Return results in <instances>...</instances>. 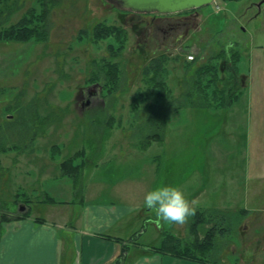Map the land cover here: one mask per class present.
Here are the masks:
<instances>
[{
    "label": "rangeland",
    "instance_id": "374dc122",
    "mask_svg": "<svg viewBox=\"0 0 264 264\" xmlns=\"http://www.w3.org/2000/svg\"><path fill=\"white\" fill-rule=\"evenodd\" d=\"M0 1V23H5L0 33L25 17H37L30 19L36 20L31 26L42 40L0 41V210L7 218L28 212L46 217L41 206L49 197L43 190L50 188L58 199L70 201L72 180L82 188L102 161L97 186L138 204L149 188L153 150L159 147L152 140L144 146L146 137L163 133L160 125L166 126L172 106L180 103L179 108L188 109L169 123L177 152L171 157L172 172L165 176L188 178L187 189L202 182L205 208L224 203L221 183L231 195V179L264 180V11L255 8L261 0H215L212 9L204 7L202 31L181 46L156 52L139 47V33L123 19L127 10L110 0H7L9 7ZM103 27L116 30L106 34ZM239 39L234 62L246 75L238 73L235 83L219 58L208 65L187 60L190 54L198 58L207 46L205 55H216ZM98 69L109 76L105 84L93 78ZM95 84L104 88H93ZM169 84L177 87V97ZM150 143L154 147L146 150ZM148 208L143 210L144 227L130 234L124 252L138 246L150 252L152 247L166 249L175 241L179 250L187 245L205 261L221 262L226 227H217V212L201 217L197 210L178 224L158 220ZM236 219L235 224L242 222ZM240 228L237 238L243 235ZM231 242L225 239L224 244L230 253Z\"/></svg>",
    "mask_w": 264,
    "mask_h": 264
},
{
    "label": "crops",
    "instance_id": "0c3cea01",
    "mask_svg": "<svg viewBox=\"0 0 264 264\" xmlns=\"http://www.w3.org/2000/svg\"><path fill=\"white\" fill-rule=\"evenodd\" d=\"M236 69L238 71L237 65ZM240 71L238 73L241 74ZM168 89L171 95H179L177 87L173 88L169 84ZM240 96L239 93L227 109L232 108ZM182 109L188 107L174 108L169 112L165 126L168 130L166 128L161 139L152 141V144L157 143L159 147L155 148L156 152L153 150L152 178L146 179L149 188L137 199L138 204L125 203L122 198L116 199L113 196L116 191L97 186L99 181L96 180V173L103 167L102 161L89 173V180L84 182L80 193L76 190L75 181L71 179L73 182L69 191L70 201L58 199L50 188L43 190L45 196L55 200L53 204L41 206V211H44L46 217L29 215L20 220L0 222V264H116L122 254L127 256L124 264H214L207 260L179 258L170 253L139 250V246L135 250L128 248L129 251L124 252L125 246L129 244L126 240L130 234L144 227L146 217L143 210L147 207L144 203L145 193L158 183L181 187L190 201L195 200L193 206L200 212L198 216L217 212L218 226L226 227L224 233H221L223 258L219 264H264L263 179L254 182L247 180L244 183L231 179V195L228 194L227 184L221 183L220 194L224 203L215 205L214 208H205L202 199L206 188L202 182L194 188L192 186L195 183H192L187 189L191 181L188 178L182 177L178 180L164 175L166 172H172L171 157L177 152L174 142L170 139L172 136L169 134V123L177 119ZM152 144L150 143L146 150L154 147ZM121 180L118 179L114 183ZM104 184L106 183L102 186ZM79 196L81 198H78ZM148 210L155 212L150 208ZM236 218H241L242 222L239 220L235 224ZM137 222L140 226L136 225ZM160 225L156 226L159 232ZM237 228H240L243 234L238 238L234 236ZM225 239L232 240L231 253L230 247L224 245Z\"/></svg>",
    "mask_w": 264,
    "mask_h": 264
},
{
    "label": "flooded vegetation",
    "instance_id": "af4514ba",
    "mask_svg": "<svg viewBox=\"0 0 264 264\" xmlns=\"http://www.w3.org/2000/svg\"><path fill=\"white\" fill-rule=\"evenodd\" d=\"M222 3L224 0H220ZM213 5V4H212ZM212 5H210L212 9ZM220 4H215L214 8H219ZM257 13L264 11V0H261L258 4H255ZM204 8L192 9L175 14H160V13H134L131 11H125L123 17L124 22L134 26V30L138 32L139 47L146 51L147 47H153L155 52L159 48H167L171 46H181L186 40L191 38L192 34L198 33L203 30L201 26V15ZM141 25L143 28H141ZM163 28V26H166ZM154 27V32H150ZM210 28V27H209ZM162 35V38H160ZM242 43L238 41H231L221 47L216 55H205L208 46L201 48V54L198 58H195L198 65H208L214 58L221 59L220 64L223 71L229 72L233 82H237L240 75L236 69L235 58L240 52L238 50ZM206 49V50H205ZM211 52V51H210ZM193 69V68H192ZM96 85V84H95ZM94 85V86H95ZM92 86L97 88V86ZM86 94H92L90 90L85 92ZM83 94V93H82ZM93 94H95L93 92ZM90 101H88V104Z\"/></svg>",
    "mask_w": 264,
    "mask_h": 264
},
{
    "label": "trees",
    "instance_id": "16d2710c",
    "mask_svg": "<svg viewBox=\"0 0 264 264\" xmlns=\"http://www.w3.org/2000/svg\"><path fill=\"white\" fill-rule=\"evenodd\" d=\"M224 1L234 2V1H239V0H224ZM8 3L9 2H7V0H6V2H3V5L6 7V6H8ZM1 4H2V1H0V5ZM10 11L11 12H9V13H12L14 10H10ZM36 18L37 17H35V18L32 17V18H29V20H28V17H25L19 25H16V26L12 25L10 27V29L7 28L8 30L6 29L5 31L0 33V41H16V42H29V41L39 42V41H42V40L37 39L38 33L36 32V28L35 27L33 28L31 26L32 23H34L36 20H30V19H36ZM3 24H5V23L4 22L0 23V26H2ZM102 29H103L102 31H105L106 34L111 32V31H115L116 30L114 27L113 28L103 27ZM97 72L98 73L95 74L93 78L95 79V81L103 82L102 84H105L106 81L108 80L109 76L103 70H99L98 69ZM37 100H38V97H37ZM232 101H230L228 104H226V106H229L232 103ZM183 105L184 104H182V103L175 104V105L172 106L171 110L174 109V108L178 109L179 107H181ZM37 119H38V114H37V111H35V122H37ZM151 121L155 123V118H152ZM163 127H165V124L164 125H160V127H159V130L162 129V132H163L160 135H150V136L146 137V141H145L146 144H144V146H146L151 140L153 141V140H156V139H161L163 137V135H164ZM72 167H75V169H76V166L72 165ZM64 176H66V175H64ZM77 189H78V193H80L81 187L78 186ZM42 203L53 204V203H55V200L49 198L48 201H45V202H42ZM0 212H1V219H2L3 222L10 221V220H20V219H24L26 217H29L28 216L29 212L25 213V214H19L18 213V215L14 216L13 218H7V216H5L6 215L5 213H3L1 210H0ZM218 228H219V226H218ZM223 231H224V229H223ZM225 231H227V230H225ZM211 242L212 241H207V243H205V244H208V245L211 246V244H212ZM179 244H180V242L177 244L174 241V243L171 242V243H169V245L168 244L164 245V246H166V249L165 248H161V247H159V248L152 247V248L155 249L156 252L170 253V254H172V255H174L176 257H179V258H190V259H194V260H197V261H204L205 260V259H203L204 257H201L200 255L196 256L195 254H192L191 247H189L187 245H183L184 250H182V249L179 250L178 248L181 247ZM122 258L123 259H119L116 262V264H124L125 261H126L125 260L126 258H125L124 255L122 256Z\"/></svg>",
    "mask_w": 264,
    "mask_h": 264
},
{
    "label": "clouds",
    "instance_id": "9594fccd",
    "mask_svg": "<svg viewBox=\"0 0 264 264\" xmlns=\"http://www.w3.org/2000/svg\"><path fill=\"white\" fill-rule=\"evenodd\" d=\"M144 203L153 209L160 221L183 224L189 216L195 215L197 209L193 206L183 189L169 183H158L150 188L144 196Z\"/></svg>",
    "mask_w": 264,
    "mask_h": 264
},
{
    "label": "water",
    "instance_id": "95a60500",
    "mask_svg": "<svg viewBox=\"0 0 264 264\" xmlns=\"http://www.w3.org/2000/svg\"><path fill=\"white\" fill-rule=\"evenodd\" d=\"M118 3L122 9L134 13L175 14L192 9H201L215 0H110ZM102 89V86L95 85ZM94 86V87H95Z\"/></svg>",
    "mask_w": 264,
    "mask_h": 264
},
{
    "label": "built area",
    "instance_id": "2783aa9c",
    "mask_svg": "<svg viewBox=\"0 0 264 264\" xmlns=\"http://www.w3.org/2000/svg\"><path fill=\"white\" fill-rule=\"evenodd\" d=\"M194 58H195V56H194V55H190V56H188V60H190V61H193V60H194Z\"/></svg>",
    "mask_w": 264,
    "mask_h": 264
}]
</instances>
